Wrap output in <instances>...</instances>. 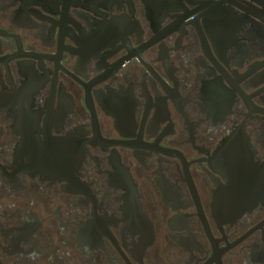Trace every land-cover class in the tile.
<instances>
[{
	"label": "flooded vegetation",
	"instance_id": "af4514ba",
	"mask_svg": "<svg viewBox=\"0 0 264 264\" xmlns=\"http://www.w3.org/2000/svg\"><path fill=\"white\" fill-rule=\"evenodd\" d=\"M0 264H264V0H0Z\"/></svg>",
	"mask_w": 264,
	"mask_h": 264
}]
</instances>
